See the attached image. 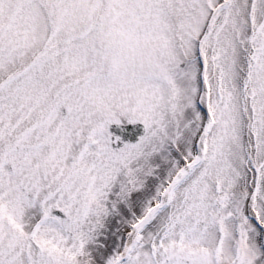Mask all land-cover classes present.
<instances>
[{
  "label": "snow or ice",
  "instance_id": "1",
  "mask_svg": "<svg viewBox=\"0 0 264 264\" xmlns=\"http://www.w3.org/2000/svg\"><path fill=\"white\" fill-rule=\"evenodd\" d=\"M0 264H264V0H0Z\"/></svg>",
  "mask_w": 264,
  "mask_h": 264
},
{
  "label": "water",
  "instance_id": "2",
  "mask_svg": "<svg viewBox=\"0 0 264 264\" xmlns=\"http://www.w3.org/2000/svg\"><path fill=\"white\" fill-rule=\"evenodd\" d=\"M126 129L129 130V137L132 138V136H131V130L134 129V127L133 126H127ZM117 131H119V130H117Z\"/></svg>",
  "mask_w": 264,
  "mask_h": 264
},
{
  "label": "bare ground",
  "instance_id": "3",
  "mask_svg": "<svg viewBox=\"0 0 264 264\" xmlns=\"http://www.w3.org/2000/svg\"><path fill=\"white\" fill-rule=\"evenodd\" d=\"M125 128H127V127H125ZM119 130V129H118Z\"/></svg>",
  "mask_w": 264,
  "mask_h": 264
}]
</instances>
